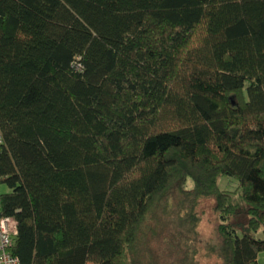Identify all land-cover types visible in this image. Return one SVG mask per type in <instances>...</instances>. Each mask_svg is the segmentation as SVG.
<instances>
[{"label": "trees", "instance_id": "obj_1", "mask_svg": "<svg viewBox=\"0 0 264 264\" xmlns=\"http://www.w3.org/2000/svg\"><path fill=\"white\" fill-rule=\"evenodd\" d=\"M0 139L20 264H258L264 0H0Z\"/></svg>", "mask_w": 264, "mask_h": 264}, {"label": "rangeland", "instance_id": "obj_2", "mask_svg": "<svg viewBox=\"0 0 264 264\" xmlns=\"http://www.w3.org/2000/svg\"><path fill=\"white\" fill-rule=\"evenodd\" d=\"M218 183L221 187H226L231 191V199L232 202L235 203V208L237 209L233 213L230 212L223 217L220 214V211L216 208L215 197H204L196 202L195 209L202 213V218L198 226L199 234L197 236L199 243L202 245H204V243L210 238L214 237L215 228L221 221L227 222V219H229L239 231H242L248 226L247 221L249 215L247 213V205L241 198L240 194L236 193V181L228 177H219ZM1 186L2 185H0V189L2 188ZM258 219L259 221L254 222V224L260 225V223H264V215H258L257 220ZM254 234L264 237V229L258 228ZM257 258L258 264H264V250L259 251ZM199 261L200 264H217V261H214V257H202Z\"/></svg>", "mask_w": 264, "mask_h": 264}, {"label": "built area", "instance_id": "obj_3", "mask_svg": "<svg viewBox=\"0 0 264 264\" xmlns=\"http://www.w3.org/2000/svg\"><path fill=\"white\" fill-rule=\"evenodd\" d=\"M14 234H16L15 218L0 215V264H20L18 257L8 249Z\"/></svg>", "mask_w": 264, "mask_h": 264}]
</instances>
